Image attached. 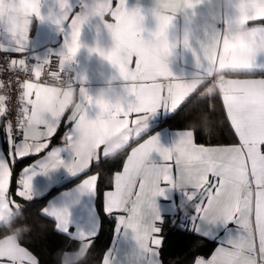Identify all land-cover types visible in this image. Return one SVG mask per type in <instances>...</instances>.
<instances>
[{
	"label": "snow or ice",
	"instance_id": "obj_1",
	"mask_svg": "<svg viewBox=\"0 0 264 264\" xmlns=\"http://www.w3.org/2000/svg\"><path fill=\"white\" fill-rule=\"evenodd\" d=\"M9 2L25 19L0 11V31L6 32L14 41L16 53L24 54L31 18L45 19L41 15V0ZM161 2L163 7L175 8L180 0ZM245 3V28L239 45L228 36L223 37L222 48L218 37L215 42L198 41V48L193 47L189 37L183 40V48L191 53L201 76L212 71L217 59L221 62L233 59L237 47L254 49V54L244 61V74H237L227 85L221 84L214 92L200 97L202 100L220 97L238 143L197 144L193 131L187 130L178 133V140L171 148L162 146L157 135L133 147L123 170L112 178L114 190L104 194V211L109 216L120 213L115 216L114 231L118 238L130 242L129 247L122 259L114 249H109L102 264H162L159 249L163 241L156 235L162 230L157 222L163 223L158 198L167 199L172 192L180 193L181 210L184 211L186 206L194 208L193 215L188 216L186 212L185 215L191 220L196 234L208 236L207 226L217 223L237 225L235 236L230 235L226 242H222L210 259L194 257L192 264H264V76L252 78L255 70L264 69V0H245ZM77 5L80 11L73 12ZM77 5L71 0H59V14L47 17L60 26L61 32H65L64 26H67L62 51L31 65L26 56L10 59L7 64L8 69L31 71L35 78H17L16 81L19 84L16 136H22V139L13 136V125L9 121L6 124L9 157L23 158L46 149L48 139L56 133L65 112L71 109L67 121L72 127L65 134L64 147L53 148L41 160L39 170L44 174L61 166L72 175L85 172L91 162L108 159L103 145L112 121H115V133L128 132L124 137L128 145L130 140L144 134L148 119L158 109L177 110L194 94L189 79L176 78L169 69L170 58L180 49V41L171 35L175 27L174 16L155 18L154 25L149 27L148 10L145 12L141 7L129 9L127 0H116L115 4L113 0H77ZM105 17H111V22ZM92 18L103 23L110 46L105 49L97 43L88 51L100 55L116 69L122 82V103L96 99L83 86L77 89L65 76V67L74 62L83 47L80 40L82 27ZM254 21H260L261 26L249 24ZM210 48L216 50L209 52ZM6 51L0 45V52ZM53 57L58 60L59 70L47 72V78L41 80L45 66L51 64ZM4 71L5 68L0 66V73ZM57 82L65 86H54ZM207 83L205 80L200 87ZM4 87L0 83V88ZM77 91L79 103L73 107ZM58 95L64 96V103L53 112L50 105ZM5 103L6 97L0 95V117L6 114ZM90 109L95 114L103 113V121L95 116L90 118ZM209 110L215 111V107L211 106ZM63 150H70L72 159L67 162L61 159ZM153 153L158 154L159 162L152 159ZM35 174L31 168H25L18 181L22 190L18 189L16 195L26 201L33 198L32 178ZM11 177L9 163L2 155L0 233L18 227L17 222L24 211V206L9 196ZM97 180V175L89 176L80 183L78 191L96 194ZM183 181H188L189 187L178 190ZM41 214L55 218L57 230L69 232L67 208H43ZM6 215L12 219L10 226L3 223ZM25 227L24 235L31 231L30 227ZM98 227L91 232L78 231L73 237L87 243L86 254L98 234ZM65 250L71 251L69 247ZM0 264H39V261L14 234H6L0 238ZM64 264H72L71 256L65 257Z\"/></svg>",
	"mask_w": 264,
	"mask_h": 264
},
{
	"label": "crops",
	"instance_id": "obj_2",
	"mask_svg": "<svg viewBox=\"0 0 264 264\" xmlns=\"http://www.w3.org/2000/svg\"><path fill=\"white\" fill-rule=\"evenodd\" d=\"M73 5H77V0H71ZM113 3H116V0H113ZM212 3V0H180V2L175 6V8H166L162 6L161 0H127V6L129 9H135L136 7H141L145 12H149L148 16V26L152 27L154 25V19L159 18L160 16L172 15L175 20V27L172 29L171 35L173 39H178L180 41L179 52L170 58L169 60V69L173 73L174 77L180 79H189V82L192 84V92L196 96H204L210 94L212 90H216L219 85H227L229 79L235 77L237 74H244V61L247 57L254 54V49L250 46H239L235 50L234 58L221 62L217 59L215 66L212 68L210 73H205L203 76L198 72L194 66V60L190 52H186L183 48V40L187 36L191 39L193 47H199V42L207 43L208 41L215 42L217 37L219 38V47L223 46V37L228 36L233 43L240 44L242 37L233 38L229 31V24L232 19L236 16L237 10L239 12L238 19L240 24L245 28L243 22L244 9L246 7L245 0H225L223 6H217L211 9V19L206 22L203 19V14L209 12V6ZM156 5L159 6L163 11L158 13L156 11ZM10 9H16L9 0H2L0 2V11H3L5 15H8ZM80 9L78 5L73 9V12H79ZM60 12L59 9V0H41V15L45 19L41 20L33 16L31 18V24L29 28L28 41L25 45L24 54L16 53L14 51V41L11 37L4 31H0V45H3L7 51L4 52L7 57L10 59H20L26 57H32L35 59V63L39 60L44 59L50 55L58 54L63 50L65 35L67 31V26L65 25V32L60 31V26L51 22L47 19L49 15H58ZM109 22H111V17H105ZM70 22V21H69ZM252 26H261L260 21L249 22ZM81 44L83 47L78 52L75 57L74 62L71 65H67L65 68L69 69L71 72V77L69 82L73 83L78 89L80 86H83L88 94L92 97H95L97 90L101 87L107 85L109 77L116 75V69L100 55L92 53L91 56L88 55V49L90 47L96 46L97 43L100 44V47L105 48L110 46V40L104 29L103 23L98 18H92L86 23L81 30L80 36ZM106 49V48H105ZM216 49H209V52L215 51ZM167 61V58H166ZM243 70H238V69ZM264 76V69H257L252 75V78H261ZM35 79L34 76L32 78ZM207 80L208 83L203 87H200L204 81ZM117 88H121L122 82L118 79L114 82ZM64 87V86H63ZM199 89V90H197ZM214 90V91H215ZM193 94V95H194ZM78 100V91L74 96ZM73 97V98H74ZM220 105L221 100L218 96ZM211 99V98H210ZM64 103V96L58 95L53 98L50 110L55 112L57 111ZM73 103V101H72ZM222 108V105H221ZM175 111V110H174ZM172 112H168L164 109H158L155 114H153L147 121V128L145 132L154 126L158 119L166 117ZM223 111V109H222ZM224 113V111H223ZM71 114V109L65 112L64 116L61 119L60 126L58 127L56 133L48 139V147L41 151L40 153H30L28 156H34L29 163L20 168L19 178L16 181V186L12 194L10 192L11 178L9 183V196L11 199L16 201V195L20 185L18 184L19 179L21 178L25 168H31V171H34L36 174L32 178V189H33V198L41 197L47 194L52 188L59 186L60 184L69 181L70 179L75 178L80 175H72L64 167H59L49 170L46 174L40 172L41 160L47 156L53 148L64 147V137L65 134L72 127L67 121V117ZM90 118H94L95 111L90 109L88 112ZM226 118V115L224 113ZM101 122L103 119H99ZM227 120V118H226ZM228 122V120H227ZM229 126L230 123L228 122ZM109 134L115 132V126L110 124ZM191 130L194 133V130L191 128H169L167 126L160 127L154 130L152 133L147 135H141L139 138L130 140L131 143L128 152L126 153L122 166L120 170H117L113 173V176L116 172L123 170V164L126 161L127 156L130 154L133 147H136L139 143H142L144 139H147L150 136L157 135L160 139V143L164 147L171 148L174 143L178 140V133L181 131ZM232 131V141L225 144H203L205 146H217V145H231L237 144L238 138L235 136L234 131ZM194 142L198 143L195 138L194 133ZM17 140L22 139V136H17ZM8 136L6 132V122L4 117H0V156L5 155L9 163L11 171L15 162L20 157H9L8 156ZM102 155V150H101ZM61 159L64 161H69L72 159V154L70 150H63L60 153ZM26 157V156H25ZM152 159L159 162V156L156 153L152 154ZM93 161L90 163H94ZM31 174V172L29 173ZM91 175L96 174H87L84 175L80 180L75 181L73 184H68L62 188L57 189L44 203L43 208H67L69 213V232L65 233L70 238H73L78 231L91 232L94 231L97 226L98 233L100 229V217L95 206V195L90 193H80L78 187L84 179L88 178ZM22 190V189H20ZM114 190L113 183L111 187L104 191L102 197V209L104 210V194L107 191ZM21 198V197H20ZM180 200L181 195L178 192H172L167 199L161 197L158 198V206L161 212V216L165 215H175L180 211ZM17 202V201H16ZM15 210V209H14ZM182 211V210H181ZM105 212V211H104ZM115 216L120 213H114ZM194 214V208L191 213H187L188 216ZM52 218V217H50ZM179 218L184 222V225L188 226L193 230V225L191 220L185 215V212L179 214ZM55 223V218H52ZM159 222V221H158ZM157 222V224H158ZM116 226V220L114 222L113 234L110 240L108 247L105 249L102 254V258L108 253L109 249H114L117 256L121 259L125 252H127L129 247V241L118 238L114 231ZM158 226V225H157ZM237 225L234 223H228L224 225L222 223H217L213 226H207L209 231L208 236L200 235L205 238L214 240L215 244L206 256H197L203 257L204 259H210L214 254L215 249L222 243L226 242L228 237L235 236ZM59 231V230H58ZM194 231V230H193ZM62 232V231H60ZM64 233V232H62ZM13 234V233H10ZM158 237L160 233L156 234ZM199 235V234H198ZM3 238V237H0ZM75 239V238H73ZM77 240V239H75ZM78 241V240H77ZM79 242V241H78ZM22 245V244H21ZM23 246V245H22ZM25 247V246H24ZM102 258L98 264H102ZM160 259V257H159Z\"/></svg>",
	"mask_w": 264,
	"mask_h": 264
},
{
	"label": "trees",
	"instance_id": "obj_3",
	"mask_svg": "<svg viewBox=\"0 0 264 264\" xmlns=\"http://www.w3.org/2000/svg\"><path fill=\"white\" fill-rule=\"evenodd\" d=\"M200 97L203 96L192 95L172 114L158 119L157 123L145 132V135L167 126L169 128L193 129L198 143L225 144L231 142L232 131L224 116L218 96L207 100H202ZM211 106L215 107V111L209 110ZM130 145L131 143L115 159H101L99 163H92L85 172L52 188L41 197L32 198L31 201L15 197L16 201L24 206L23 214L17 222L19 226L16 228H23L24 231H26L25 226L31 228V231L19 239V242L37 257L39 264H58L57 253L60 250H65L66 247L74 249L79 243L67 234L58 231L52 218L41 214L44 203L57 189L68 184L71 185L84 175L93 173L98 176L95 206L100 217V229L93 238L94 242L82 264H98L100 262L102 254L112 238L115 222V214L109 216L102 209L103 193L111 187L112 175L115 171L120 170ZM33 157L32 155L26 156L15 162L10 186L12 194H14L16 181L19 178L20 168L29 163ZM182 211H178L175 215L163 216V223L158 222L157 224L162 229L160 236L163 242L159 249L162 264H192L194 257L208 255L215 244L214 240L200 236L184 225V222L179 218ZM191 211H193V207L186 206L183 212L191 213ZM14 229L10 228L5 233H0V237L13 233Z\"/></svg>",
	"mask_w": 264,
	"mask_h": 264
},
{
	"label": "clouds",
	"instance_id": "obj_4",
	"mask_svg": "<svg viewBox=\"0 0 264 264\" xmlns=\"http://www.w3.org/2000/svg\"><path fill=\"white\" fill-rule=\"evenodd\" d=\"M224 2L225 0H212V3L209 6V12H206L205 14H203V19L206 22H208L211 19V9L217 6H223ZM155 7L158 13L163 11L161 8H159L158 5H156ZM8 15L20 18L21 20L25 19L22 13L16 9L15 10L10 9L8 12ZM238 15H239V12L237 10L236 16L232 19V21L229 24V31L231 35L233 36V38L242 37L243 31H244V27L239 22ZM88 55L91 56L92 53L88 51ZM162 59L166 61V57H162ZM238 70H243V69L241 68ZM117 80H118V77L116 75L109 77V81L107 85L98 89L94 98L103 100L107 103H122L124 101V94L121 91V88H117L115 86L114 82ZM54 86L63 87V84L61 82H57ZM78 103L79 101L74 97L72 106L75 107ZM95 118L104 119L105 116L103 113L97 112L95 114ZM111 124L115 126V121H112ZM127 135H128V132L125 130V131H121L120 133L112 132L106 137L105 143L103 145V149L106 152L107 157L109 159H115L124 151V149L127 146L125 143L124 137ZM187 187H189V182L183 181L182 183L178 185V190L186 189ZM13 214L19 215L18 212H14ZM3 223L5 224V226H10L12 223L11 217L6 215L3 218ZM13 234L17 237V239H21L24 236V229L15 228L13 230ZM87 246L88 245L86 242L79 241L78 246L74 249H71V251L60 250L57 253L58 264H64L66 256H71L72 264H82L83 260L85 259L87 255L86 254Z\"/></svg>",
	"mask_w": 264,
	"mask_h": 264
},
{
	"label": "built area",
	"instance_id": "obj_5",
	"mask_svg": "<svg viewBox=\"0 0 264 264\" xmlns=\"http://www.w3.org/2000/svg\"><path fill=\"white\" fill-rule=\"evenodd\" d=\"M7 58V59H5ZM29 61V65L35 63V59L32 57H27ZM9 58L4 52H0V66H3L5 68V71L0 73V83H2L5 87L0 88V95H4L6 97V103H5V109L6 114L4 117V120L6 124L10 121L13 125V136H16V133L18 131L16 125H17V101H18V89L19 84L16 82L17 78L20 80L23 79H32L33 76L31 74V71L25 73L20 69H8L7 64L9 63ZM58 60L53 57L51 60V64L49 66H45L44 72L42 73L41 80H44L47 78V72L49 71H58ZM65 76L67 77L68 81L71 77V72L69 69H64ZM11 79L12 83L9 84V80ZM63 86H65L64 83H62Z\"/></svg>",
	"mask_w": 264,
	"mask_h": 264
},
{
	"label": "rangeland",
	"instance_id": "obj_6",
	"mask_svg": "<svg viewBox=\"0 0 264 264\" xmlns=\"http://www.w3.org/2000/svg\"><path fill=\"white\" fill-rule=\"evenodd\" d=\"M215 90V89H214ZM214 90H212V92H214Z\"/></svg>",
	"mask_w": 264,
	"mask_h": 264
}]
</instances>
